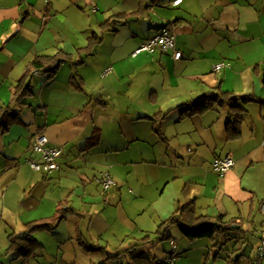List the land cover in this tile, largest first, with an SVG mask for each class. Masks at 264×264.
<instances>
[{
    "label": "crops",
    "instance_id": "0c3cea01",
    "mask_svg": "<svg viewBox=\"0 0 264 264\" xmlns=\"http://www.w3.org/2000/svg\"><path fill=\"white\" fill-rule=\"evenodd\" d=\"M174 1L0 0V108L37 56L62 51L73 59L53 78L34 71L33 96L16 107L19 120L0 131L1 264H22L7 252L9 236L59 207L65 218L52 231L33 234L42 251L31 264H130L123 252L156 237L193 200L199 215L222 217L232 228L227 241L218 234L212 253L233 244L231 262L255 263L264 230V108L244 105L241 136L229 141L227 107L187 119L178 107L221 91L264 100V0ZM119 17L122 23L102 29ZM165 27L176 34L180 60L161 51L133 57ZM94 34L102 41L85 52ZM220 61L228 67L215 72ZM72 63L83 91L70 83ZM39 134L64 150L60 169L48 176L26 163L39 158L31 151ZM96 134L99 144L84 151ZM225 156L235 167L220 176L212 164ZM106 171L115 181L109 190L98 182ZM165 235L170 238L150 246L169 248H147L146 256L168 262L174 254L173 264L192 255L195 241L176 226ZM90 246L102 251L89 252Z\"/></svg>",
    "mask_w": 264,
    "mask_h": 264
},
{
    "label": "trees",
    "instance_id": "16d2710c",
    "mask_svg": "<svg viewBox=\"0 0 264 264\" xmlns=\"http://www.w3.org/2000/svg\"><path fill=\"white\" fill-rule=\"evenodd\" d=\"M122 23L119 17L102 25L103 30ZM102 41L101 36L94 34L89 38V47L85 52H92L93 49ZM72 57L62 51L54 56H37L27 67L24 75L18 81L13 91V96L9 105L0 108V131L7 132L10 127L19 120V113L16 107L23 105V100L33 96L31 89L33 72L44 70L50 78H53L59 71L64 62H72ZM82 63V62H81ZM73 65V63H72ZM77 64L73 65V73L70 79L71 85L78 91H83L84 82L77 72ZM258 103L264 108V100L254 95H235L230 92L210 93L192 102L179 106L180 119L192 118L203 115L206 112L220 107H227L230 111V120L226 125L227 140H237L242 133V125L246 109L244 105ZM99 144V134H96L86 143L84 151L93 149ZM66 210L59 207L53 217L42 219L28 224L24 234L10 235L8 253L15 255L22 260V264H31L32 258L42 251V245L33 238V234L41 231H52L64 218ZM176 226L189 241L200 239L215 240L217 234L223 235V241L229 240L231 227L225 226L222 217L212 218L199 215L196 201H191L183 207H179L167 221L163 222L158 230L157 236H146L139 244L123 252L129 258L130 264H170L169 262L151 258L145 255V251L155 242H162L170 237H166L169 227ZM222 242L217 246H224ZM89 252L102 251L100 248L90 246ZM120 255L109 256L107 261L119 259ZM1 264V263H0Z\"/></svg>",
    "mask_w": 264,
    "mask_h": 264
},
{
    "label": "built area",
    "instance_id": "2783aa9c",
    "mask_svg": "<svg viewBox=\"0 0 264 264\" xmlns=\"http://www.w3.org/2000/svg\"><path fill=\"white\" fill-rule=\"evenodd\" d=\"M181 1L182 0H176L174 1V4H179ZM156 51H161L163 53L173 52L174 60H180L182 58V52L176 47V34L170 27L163 28L158 35L142 42L133 53V57H136L142 53H154ZM226 67H228L227 62L220 61L214 66V71L220 72ZM109 71L110 69L107 70V72ZM31 151L34 155L39 157L38 159L29 158L26 160V163L33 170L48 176L52 172L60 169L58 160L63 155L64 150L62 147L51 145L48 137L45 134H39L34 138L31 145ZM234 167L235 160L231 156L216 158L212 164L213 171L220 176L227 174ZM98 182L104 190H109L115 185V181L108 171L102 173V176ZM261 213L263 216L264 225V201L261 204ZM173 250L174 252L176 251V246L173 247ZM256 255L257 257L254 264H264V230L257 247ZM174 259L175 257L173 254V256L168 259V262H173Z\"/></svg>",
    "mask_w": 264,
    "mask_h": 264
},
{
    "label": "rangeland",
    "instance_id": "374dc122",
    "mask_svg": "<svg viewBox=\"0 0 264 264\" xmlns=\"http://www.w3.org/2000/svg\"><path fill=\"white\" fill-rule=\"evenodd\" d=\"M251 234H249L248 237H250ZM217 240L219 238V235L217 234L215 237ZM215 239V240H216ZM210 239H200L195 241L196 245L195 248L193 250V252L191 253L192 255L188 256V257H183L180 259H176L177 262L173 263V264H236V260H234V262H231V260L229 259L230 254L229 251L231 250V247L233 244H229L226 249L224 248V250H220L217 248H213V253H212V249L211 246L216 242L215 240H210ZM163 244V245H162ZM242 245L246 246L247 243L242 242ZM163 247H167L169 248V244H164V243H160L157 244L156 246H150L148 250H150L152 253L155 252V250H161ZM244 251L246 253L247 256H254V250H252L251 247H245ZM219 254V257L216 259L215 255ZM209 257V260H208ZM161 259V258H159ZM107 264H118V262H108ZM126 264V263H123ZM241 264H249L247 260L242 261Z\"/></svg>",
    "mask_w": 264,
    "mask_h": 264
}]
</instances>
